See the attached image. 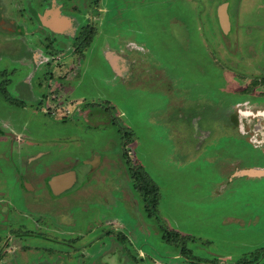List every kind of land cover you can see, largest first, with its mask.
Listing matches in <instances>:
<instances>
[{
    "label": "rangeland",
    "instance_id": "rangeland-1",
    "mask_svg": "<svg viewBox=\"0 0 264 264\" xmlns=\"http://www.w3.org/2000/svg\"><path fill=\"white\" fill-rule=\"evenodd\" d=\"M236 1L227 41L217 0H0V126L34 131L44 164L95 158L138 264H264V174L246 172L264 169V106L239 95L264 66V0Z\"/></svg>",
    "mask_w": 264,
    "mask_h": 264
},
{
    "label": "flooded vegetation",
    "instance_id": "flooded-vegetation-1",
    "mask_svg": "<svg viewBox=\"0 0 264 264\" xmlns=\"http://www.w3.org/2000/svg\"><path fill=\"white\" fill-rule=\"evenodd\" d=\"M236 2L217 0L216 3V27L227 41L230 40L229 37L234 39L236 36L232 24L238 12L235 9ZM220 9L226 13L227 27L221 23ZM54 13L53 19L47 20L45 13L42 20L45 25L58 32L66 28L68 23L64 17H59L58 12ZM106 54L110 64L114 66L117 56L111 52ZM255 67H258L259 76H253V80L244 82L247 87L239 93L240 96H245V102H249V108L253 111H257L258 104L264 106L259 102L264 100V66ZM242 80L244 81L239 78V81ZM8 85L5 82L0 86L4 87L1 88L3 94L7 92L5 87ZM13 85L11 88L15 90V95L25 96L21 83ZM260 85L262 88L257 89ZM16 101L18 100L12 96L8 102ZM256 115H264V111ZM34 133L32 130L16 131L11 125L0 126V158L5 155L15 172L14 176H0V264H138V259L133 260L134 251L129 254L130 258L128 254L124 256L121 253L123 235L132 236V229L138 228L136 224H131V227L120 222L121 216L117 209L121 194L117 189L102 188L103 182L100 188L96 183L90 188L94 170H97V165L93 169L95 158L81 161V165L55 166L59 165V161L44 164L42 155L48 153L41 152ZM27 134L32 139L27 138ZM97 158L99 162L100 157ZM21 160L28 168L27 174L22 173L19 168L18 161ZM39 162L43 172L39 171ZM51 167L57 168L44 176V171ZM70 170H76V178L67 187L65 180L60 179V174ZM77 186L82 188L75 189ZM131 196L130 199L126 195L131 200L130 216L137 208L133 199L135 195L131 193ZM77 202H83V207ZM91 216L93 220H90ZM144 235L147 238L148 231ZM146 256L150 254L138 257L143 259Z\"/></svg>",
    "mask_w": 264,
    "mask_h": 264
},
{
    "label": "crops",
    "instance_id": "crops-1",
    "mask_svg": "<svg viewBox=\"0 0 264 264\" xmlns=\"http://www.w3.org/2000/svg\"><path fill=\"white\" fill-rule=\"evenodd\" d=\"M222 11V12H221ZM220 12L221 13H224L225 15H226V13H225V11L222 9H220ZM227 20V19H226ZM67 23H68V21H67ZM222 23V22H221ZM223 24V23H222ZM226 27L228 26V22L226 23V24H224ZM68 26V25H67ZM85 162H87V161H85ZM94 166H93V169L95 168V166H96V163L95 164H93ZM84 166H82V168H83ZM85 169H87V166L85 167ZM66 172H69L70 174V176H61V178L60 179H63V180H65V185L67 186V187H69L71 184H72V182L74 181V179L76 178V170H70V171H66ZM71 173H72V175L73 176H71ZM70 182V183H68L67 184V182ZM69 185V186H68Z\"/></svg>",
    "mask_w": 264,
    "mask_h": 264
},
{
    "label": "bare ground",
    "instance_id": "bare-ground-1",
    "mask_svg": "<svg viewBox=\"0 0 264 264\" xmlns=\"http://www.w3.org/2000/svg\"><path fill=\"white\" fill-rule=\"evenodd\" d=\"M12 46V45H11ZM22 50V49H21ZM5 52V51H4ZM19 52V51H18ZM24 52V51H23ZM20 53V52H19ZM2 54V53H1ZM8 54V53H7ZM18 54V53H17ZM25 54H26V52H25ZM24 54V55H25ZM8 55H10V54H8ZM11 55H12V53H11ZM23 55V54H22ZM17 56V55H16ZM27 56V55H26ZM19 57H21L20 56V54H19ZM14 58H17V57H14ZM114 65H116L115 64V62H114ZM263 117H264V115H263ZM255 119V118H254ZM246 172H250V173H258V174H261V172H264V169H262V168H253V169H251V170H248V171H246Z\"/></svg>",
    "mask_w": 264,
    "mask_h": 264
},
{
    "label": "water",
    "instance_id": "water-1",
    "mask_svg": "<svg viewBox=\"0 0 264 264\" xmlns=\"http://www.w3.org/2000/svg\"><path fill=\"white\" fill-rule=\"evenodd\" d=\"M220 17H221V22L223 23V25L226 24L227 23L226 15L224 13H221ZM69 174H70L69 172H64V173H61L60 176H68ZM261 174H264V172H261ZM71 176H73L72 173H71Z\"/></svg>",
    "mask_w": 264,
    "mask_h": 264
}]
</instances>
